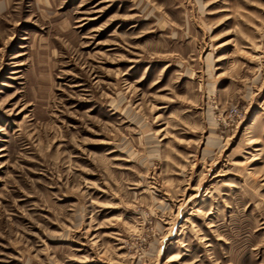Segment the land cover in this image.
Masks as SVG:
<instances>
[{
    "label": "rangeland",
    "instance_id": "rangeland-1",
    "mask_svg": "<svg viewBox=\"0 0 264 264\" xmlns=\"http://www.w3.org/2000/svg\"><path fill=\"white\" fill-rule=\"evenodd\" d=\"M0 264H264V0H0Z\"/></svg>",
    "mask_w": 264,
    "mask_h": 264
}]
</instances>
